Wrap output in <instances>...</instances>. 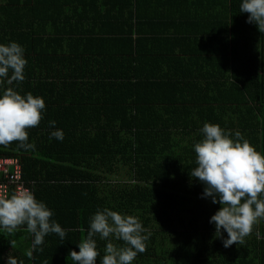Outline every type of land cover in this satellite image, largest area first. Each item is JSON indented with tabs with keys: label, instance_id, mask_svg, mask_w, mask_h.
Instances as JSON below:
<instances>
[{
	"label": "trees",
	"instance_id": "1",
	"mask_svg": "<svg viewBox=\"0 0 264 264\" xmlns=\"http://www.w3.org/2000/svg\"><path fill=\"white\" fill-rule=\"evenodd\" d=\"M239 3L0 0V43L18 42L27 59L24 81L11 87L46 106L27 130L35 151L12 142L0 158L17 160L66 230L32 258L26 226L0 230V264L7 255L72 264L69 252L103 208L137 216L151 233L133 264H264V219L225 248L209 223L220 205L200 198L204 185L191 177L205 122L264 153V33ZM52 120L62 141L49 139ZM95 239L100 264L107 241Z\"/></svg>",
	"mask_w": 264,
	"mask_h": 264
},
{
	"label": "clouds",
	"instance_id": "2",
	"mask_svg": "<svg viewBox=\"0 0 264 264\" xmlns=\"http://www.w3.org/2000/svg\"><path fill=\"white\" fill-rule=\"evenodd\" d=\"M239 9L247 13V23L264 33V0H240ZM27 65L25 49L18 42L0 43V146L17 142V150L35 151L29 142L28 129L37 127L43 118L45 101L31 93L20 94L11 85L24 81ZM9 85V87H3ZM56 121H49V139L62 141L64 133L56 129ZM203 139L193 145L196 167L191 177L204 187L200 198L211 199L219 209L209 218L214 235L225 248L242 244L252 233L254 224L264 219V153L256 150L241 132L205 122L200 129ZM54 212L38 200L30 189L9 195H0V230L9 234L26 226L32 234L29 258L44 244L45 237L57 234L61 240L66 230L52 217ZM223 233H226V238ZM148 233L137 216L122 214L109 208L98 209L90 217L87 235L70 251L72 264H97L100 252L95 237L106 240L100 264H133L138 254L146 251ZM122 241L123 245L113 243ZM4 264H23L7 255Z\"/></svg>",
	"mask_w": 264,
	"mask_h": 264
},
{
	"label": "built area",
	"instance_id": "3",
	"mask_svg": "<svg viewBox=\"0 0 264 264\" xmlns=\"http://www.w3.org/2000/svg\"><path fill=\"white\" fill-rule=\"evenodd\" d=\"M33 191L34 184L22 179L21 169L16 159L0 158V195H9L23 189Z\"/></svg>",
	"mask_w": 264,
	"mask_h": 264
}]
</instances>
